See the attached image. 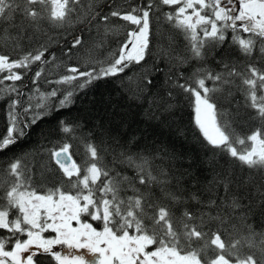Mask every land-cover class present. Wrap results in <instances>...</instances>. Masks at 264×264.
<instances>
[{
    "label": "snow or ice",
    "instance_id": "6c2138e0",
    "mask_svg": "<svg viewBox=\"0 0 264 264\" xmlns=\"http://www.w3.org/2000/svg\"><path fill=\"white\" fill-rule=\"evenodd\" d=\"M105 7L0 0V152L95 82L118 78L150 119L163 122L183 95L212 179L202 186L191 161L177 164L166 147L61 120L55 137L0 165V264H264V0ZM75 24L89 39L74 35L58 58L49 48ZM226 43L239 57L209 67ZM218 157L228 166L217 170Z\"/></svg>",
    "mask_w": 264,
    "mask_h": 264
},
{
    "label": "trees",
    "instance_id": "16d2710c",
    "mask_svg": "<svg viewBox=\"0 0 264 264\" xmlns=\"http://www.w3.org/2000/svg\"><path fill=\"white\" fill-rule=\"evenodd\" d=\"M117 4L121 0H115ZM100 7L105 11V0H98ZM85 25L75 24L67 29V40L61 36L60 45H53L49 48L51 53H55L58 58L62 56L63 46L70 47V42L74 35L82 34L84 40L89 39V31L84 30ZM95 35V30L91 33ZM230 35V34H229ZM112 40V45L115 46V39ZM182 43V40L180 41ZM73 51H76L75 49ZM231 56L233 59L238 58L239 54L234 50H230L227 43L224 47L218 48L207 57V64L209 67L218 69L217 61L225 56ZM75 63V60L70 61ZM152 60L149 58V65ZM195 63V62H193ZM183 71L188 73L190 68H184ZM31 75V73H30ZM164 79V74H155L154 82L161 84ZM47 86L43 83L41 88ZM157 91V89H153ZM177 108L170 116H165L163 122L158 118H149L147 114L148 103L140 101H132L128 98L124 89L121 86L120 79L109 78L107 80H100L89 86L83 92L75 97V102L70 108L62 109L59 112H53L51 115L39 123L30 135L24 140H21L14 145L10 150L0 152V165L7 163L13 156L21 153L30 152L33 148L39 147L44 143V136L53 138L57 135L54 131L59 121L64 120L68 123L74 121H82L87 129H96L103 126L105 129L113 133H118L120 138L127 140L129 137L135 135L139 137L138 143L143 145H155L157 147H166L170 151H174L180 159L177 164L187 165L189 161L192 163V172L195 178H198L201 185H207L212 179V165L209 164L211 154L206 153L201 148L199 142L195 137L198 132L192 125V110L189 107L188 101L184 99L183 95L177 96ZM7 117L4 108V102L0 101V135L6 132ZM241 132L250 131L249 128L241 126ZM74 145L76 142H73ZM75 151V148L73 149ZM74 159L78 162L81 160L80 155H75ZM217 170L227 167V158L218 157L212 162ZM39 180V177H37ZM189 177H185V183H188ZM49 236V233H45Z\"/></svg>",
    "mask_w": 264,
    "mask_h": 264
},
{
    "label": "rangeland",
    "instance_id": "374dc122",
    "mask_svg": "<svg viewBox=\"0 0 264 264\" xmlns=\"http://www.w3.org/2000/svg\"><path fill=\"white\" fill-rule=\"evenodd\" d=\"M45 235V234H44ZM59 248H60V246H57V249L56 250H59ZM81 251H83V250H81Z\"/></svg>",
    "mask_w": 264,
    "mask_h": 264
},
{
    "label": "flooded vegetation",
    "instance_id": "af4514ba",
    "mask_svg": "<svg viewBox=\"0 0 264 264\" xmlns=\"http://www.w3.org/2000/svg\"><path fill=\"white\" fill-rule=\"evenodd\" d=\"M50 235H54V234H51V233H49Z\"/></svg>",
    "mask_w": 264,
    "mask_h": 264
}]
</instances>
